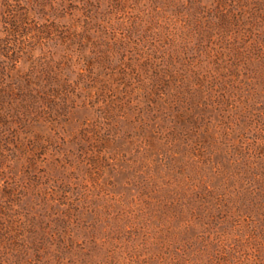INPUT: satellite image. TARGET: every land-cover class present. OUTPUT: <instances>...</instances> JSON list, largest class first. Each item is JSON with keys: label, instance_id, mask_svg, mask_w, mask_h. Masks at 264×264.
Wrapping results in <instances>:
<instances>
[{"label": "rangeland", "instance_id": "1", "mask_svg": "<svg viewBox=\"0 0 264 264\" xmlns=\"http://www.w3.org/2000/svg\"><path fill=\"white\" fill-rule=\"evenodd\" d=\"M0 264H264V0H0Z\"/></svg>", "mask_w": 264, "mask_h": 264}]
</instances>
